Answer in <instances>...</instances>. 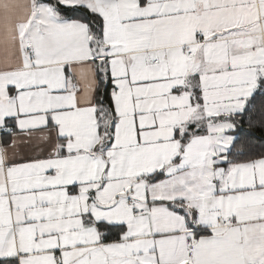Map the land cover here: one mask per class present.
Masks as SVG:
<instances>
[{
    "label": "snow or ice",
    "instance_id": "1",
    "mask_svg": "<svg viewBox=\"0 0 264 264\" xmlns=\"http://www.w3.org/2000/svg\"><path fill=\"white\" fill-rule=\"evenodd\" d=\"M258 92L264 0H0V264H264Z\"/></svg>",
    "mask_w": 264,
    "mask_h": 264
},
{
    "label": "trees",
    "instance_id": "2",
    "mask_svg": "<svg viewBox=\"0 0 264 264\" xmlns=\"http://www.w3.org/2000/svg\"><path fill=\"white\" fill-rule=\"evenodd\" d=\"M248 108L249 111L241 124L242 135L250 134L258 150L264 144V127L261 126V122L264 121V94L259 92L255 94L250 100Z\"/></svg>",
    "mask_w": 264,
    "mask_h": 264
},
{
    "label": "crops",
    "instance_id": "3",
    "mask_svg": "<svg viewBox=\"0 0 264 264\" xmlns=\"http://www.w3.org/2000/svg\"><path fill=\"white\" fill-rule=\"evenodd\" d=\"M257 94V93H256ZM255 96V95H254Z\"/></svg>",
    "mask_w": 264,
    "mask_h": 264
}]
</instances>
